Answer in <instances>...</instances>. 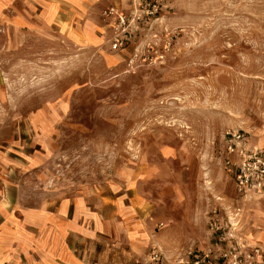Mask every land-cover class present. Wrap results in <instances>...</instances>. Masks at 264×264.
<instances>
[{"label": "rangeland", "instance_id": "374dc122", "mask_svg": "<svg viewBox=\"0 0 264 264\" xmlns=\"http://www.w3.org/2000/svg\"><path fill=\"white\" fill-rule=\"evenodd\" d=\"M154 1L112 49L113 28L79 44L0 0V171L107 197L100 262L217 264L208 223L238 216L223 134L264 112V0Z\"/></svg>", "mask_w": 264, "mask_h": 264}, {"label": "crops", "instance_id": "0c3cea01", "mask_svg": "<svg viewBox=\"0 0 264 264\" xmlns=\"http://www.w3.org/2000/svg\"><path fill=\"white\" fill-rule=\"evenodd\" d=\"M3 1H9L17 22L24 11L44 28L70 33L79 44L94 39L99 43L103 37L96 31L114 30V16L102 12L114 8L129 16L135 11L134 0H27L23 11L19 0ZM242 129L250 145L264 150V112ZM37 168L16 165L0 171V264H118L100 262L97 252L99 233L109 234L106 219L100 218V210L109 209L108 198L100 200L93 191L87 197L69 192L67 184L48 180ZM232 186V198L220 205L238 212L235 241L243 251L258 248L255 264H264V189L242 195L233 179Z\"/></svg>", "mask_w": 264, "mask_h": 264}, {"label": "built area", "instance_id": "2783aa9c", "mask_svg": "<svg viewBox=\"0 0 264 264\" xmlns=\"http://www.w3.org/2000/svg\"><path fill=\"white\" fill-rule=\"evenodd\" d=\"M138 9L126 16L109 8L103 12V16H114L113 27L115 34L111 41V48L118 49L122 43L125 33L129 28L136 29L141 22L155 18L159 7L154 0H139ZM223 147L225 153L224 166L232 176L235 188L238 193L246 195L250 191L264 189V150L252 146L248 142L246 134L240 130H227L223 134ZM238 215L235 213L234 216ZM233 220V222H231ZM209 229L214 234L213 248L217 249V262L220 264H255L259 253L258 248L243 251L235 241L233 234L237 222L235 218L227 222H221L212 218L208 223ZM187 261L180 260L178 264H216L210 252L197 253L187 252ZM151 260L155 264L159 262L158 254L153 253Z\"/></svg>", "mask_w": 264, "mask_h": 264}]
</instances>
